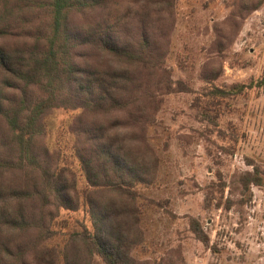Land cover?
<instances>
[{"label":"rangeland","instance_id":"rangeland-1","mask_svg":"<svg viewBox=\"0 0 264 264\" xmlns=\"http://www.w3.org/2000/svg\"><path fill=\"white\" fill-rule=\"evenodd\" d=\"M152 1L108 0L105 9L72 15L71 24L85 28L104 19L109 24L122 19L126 25L150 11L164 30L168 25V37L166 46L160 40L158 52L164 55L159 63L145 69L151 71L142 79L148 83L141 82L135 93L144 103L153 99L142 105L152 121L138 116L131 121L136 110L130 107L106 113L55 108L41 119L35 150L50 174L59 172L74 184L78 203L75 210L48 207L52 236L28 251L25 258L32 264L33 254L45 248L56 251L57 264H105L86 245L99 225L88 200L95 201L100 214L110 209L120 223L115 231L129 243L121 264H264V0H170L171 8L163 0ZM39 2L32 7L19 2L18 32L34 26L44 31L47 15ZM23 41L0 43L16 48ZM26 43L31 45L29 39ZM5 136L2 126L0 139ZM112 142L141 171L123 186L129 195L104 186L91 189L82 169L80 157L108 167L106 158L97 159L88 149ZM247 172L258 174L261 186L244 190ZM18 175L5 172L3 180L17 185ZM6 235L18 244L30 238Z\"/></svg>","mask_w":264,"mask_h":264},{"label":"trees","instance_id":"trees-1","mask_svg":"<svg viewBox=\"0 0 264 264\" xmlns=\"http://www.w3.org/2000/svg\"><path fill=\"white\" fill-rule=\"evenodd\" d=\"M22 1L29 3L26 7L37 3V0H0V41L25 39L16 48L0 43V127L8 131V136L0 139V264H32L25 258L28 251H32L34 245L39 248L42 237L52 236L45 218H52L48 207L77 208L74 184L56 175L59 172L50 174L47 161L35 150L43 116L55 108L106 113L130 107L136 110V114L130 116L131 121L137 116V120L145 123L152 121L145 116L142 105L153 99L144 103V97L135 93L148 83L142 79L151 71L145 69L150 66L152 70L154 61L156 65L159 63L164 55L158 52L162 48L160 40L164 39L163 46H166L168 37V25L164 30L162 20H153L150 11L145 14L139 10L144 13L136 15L133 22L128 21L126 25H122V19L111 24L104 19L85 28L71 24L73 14L86 15V12L105 9L108 0H41L39 5L47 15V26L40 25L44 31L34 26L31 31L21 33L18 32L22 28L18 26V7ZM155 1L158 0L152 2ZM162 3L172 7L170 0ZM254 7L256 10L258 5ZM36 20L39 22L42 18ZM26 21L25 17L23 23ZM28 39L31 45L26 43ZM79 46L85 49L82 53L78 52ZM99 59L113 60L120 65L113 68L112 64H102ZM141 69L144 71L140 72ZM260 83L264 85V76ZM98 130L105 133L107 129L99 126ZM87 132L90 134L89 130ZM114 143L118 144L117 136ZM88 150L97 159L101 156L110 163L106 167L104 162L94 164L80 157L88 186L91 189L110 187L121 196L129 195L123 186L132 184L135 173L141 172L139 165L113 142L98 143ZM5 172L19 173L17 185L3 180ZM243 178L244 190L250 185L262 184L258 174L247 172ZM88 204L91 211L95 209L93 217L98 218L99 225L92 242L85 244L105 264L123 263L129 243L123 232L115 231L120 223L114 220L110 209L100 214L95 201L88 200ZM192 226L195 233H200L195 224ZM9 232L30 238H25L22 244L13 243L11 237L7 238ZM33 232L37 233L36 242L31 238ZM32 259L35 264H57L54 249H39Z\"/></svg>","mask_w":264,"mask_h":264}]
</instances>
